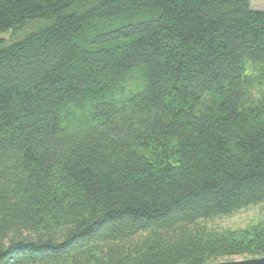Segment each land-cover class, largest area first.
Listing matches in <instances>:
<instances>
[{
	"label": "trees",
	"instance_id": "1",
	"mask_svg": "<svg viewBox=\"0 0 264 264\" xmlns=\"http://www.w3.org/2000/svg\"><path fill=\"white\" fill-rule=\"evenodd\" d=\"M251 1L0 0V264L264 257Z\"/></svg>",
	"mask_w": 264,
	"mask_h": 264
},
{
	"label": "rangeland",
	"instance_id": "2",
	"mask_svg": "<svg viewBox=\"0 0 264 264\" xmlns=\"http://www.w3.org/2000/svg\"><path fill=\"white\" fill-rule=\"evenodd\" d=\"M251 7L253 10L256 11H264V0H252ZM260 218L262 217L260 215L259 208H251L231 218H225L223 220H220L218 225L221 228L237 230L248 227L250 224L259 221ZM236 260H244V259L233 258L227 261H236Z\"/></svg>",
	"mask_w": 264,
	"mask_h": 264
},
{
	"label": "water",
	"instance_id": "3",
	"mask_svg": "<svg viewBox=\"0 0 264 264\" xmlns=\"http://www.w3.org/2000/svg\"><path fill=\"white\" fill-rule=\"evenodd\" d=\"M216 264H264V257L254 258V259L236 260V261H222Z\"/></svg>",
	"mask_w": 264,
	"mask_h": 264
}]
</instances>
